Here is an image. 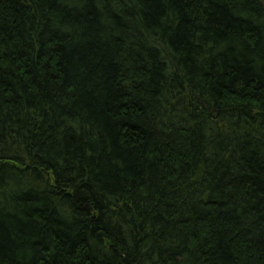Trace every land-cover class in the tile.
<instances>
[{
    "label": "trees",
    "instance_id": "1",
    "mask_svg": "<svg viewBox=\"0 0 264 264\" xmlns=\"http://www.w3.org/2000/svg\"><path fill=\"white\" fill-rule=\"evenodd\" d=\"M0 264H264L263 0H0Z\"/></svg>",
    "mask_w": 264,
    "mask_h": 264
},
{
    "label": "rangeland",
    "instance_id": "2",
    "mask_svg": "<svg viewBox=\"0 0 264 264\" xmlns=\"http://www.w3.org/2000/svg\"><path fill=\"white\" fill-rule=\"evenodd\" d=\"M263 2H264V0H263Z\"/></svg>",
    "mask_w": 264,
    "mask_h": 264
}]
</instances>
